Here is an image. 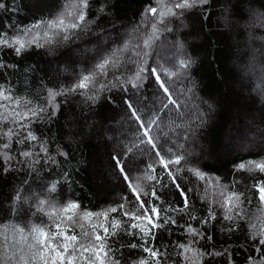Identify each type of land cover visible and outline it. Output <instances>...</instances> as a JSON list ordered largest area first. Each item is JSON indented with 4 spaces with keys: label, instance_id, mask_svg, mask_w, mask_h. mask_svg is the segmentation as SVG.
<instances>
[{
    "label": "trees",
    "instance_id": "1",
    "mask_svg": "<svg viewBox=\"0 0 264 264\" xmlns=\"http://www.w3.org/2000/svg\"><path fill=\"white\" fill-rule=\"evenodd\" d=\"M102 2L92 0L88 19L95 23L90 25L87 33H80L67 42L61 40L44 48H30L21 56L6 48L0 51V60L15 65V68L0 69V84L10 87L15 97L27 98L34 105L44 106L48 89L70 87L82 70L95 63L92 50L97 47V36L100 37L99 43H107L108 48L123 43L127 34L141 24V13L151 0H109L106 14L98 16L97 10ZM63 3L64 0H39L37 9L34 7L37 0H0V4L5 5L0 8V31L15 34L40 19L54 16ZM254 12L258 17L264 13V0H210L207 7L186 11L182 18L172 19L169 27L173 31L161 35L150 63L167 62L168 67L177 70L181 56L195 61L179 79L168 81V87L181 107L161 113L162 132L155 134L162 137L160 142L165 149L184 144L190 153L187 166L198 167L212 177H219L223 184L238 181L237 190L245 192L252 200L251 205H246L249 221L259 225L264 223V211L260 210L258 193L252 185L264 181V173L236 170L240 163L264 157V26L248 24ZM150 26L143 25L145 29ZM105 37L114 43H109ZM180 44L182 49L175 47ZM249 61L253 62L251 69ZM258 91L262 97L256 95ZM162 95L150 77L141 93L140 105L148 116L159 111ZM123 96L119 89H113L111 93L105 91L94 104L78 94L61 96L57 98L60 109L56 116L45 114V118L32 123V130L48 143L50 154L57 162H47L44 154H40L41 162L35 165L36 171L33 172L27 164L20 162L22 157L13 160L11 165L0 160V224L23 226L40 223L41 219L47 223V217L33 214L36 212V196L51 199L59 205L75 200L83 210L91 212L118 205L124 196L134 202L112 157L119 155L132 176L140 174L156 158L146 149H136L125 156L127 146L135 142L137 126L129 123L127 110L122 104ZM197 112L204 114L203 124L199 127ZM173 124L183 127L170 132L169 127ZM11 126L6 124L4 127ZM164 132L169 135L164 137ZM22 148L14 144L12 154ZM58 151L68 153L67 158L57 155ZM5 167L10 170L4 172ZM161 170L158 167L157 173ZM65 172L70 174L69 179H64ZM53 182H57L56 191L49 195L47 188ZM164 182H168L167 177ZM179 183L185 190L196 188L198 183L200 192L204 187L203 182H197L188 172L181 175ZM147 190L151 191L150 188ZM17 192L22 199L14 203ZM159 194L165 204H183L174 187L163 188ZM191 199L194 214L205 216L208 204L202 203L196 193L191 194ZM131 206L135 207V204ZM187 220L186 215L182 216L178 220L180 227L157 234L155 247L168 253L167 264H182L174 244L186 241L187 237L182 233ZM192 224L201 227L198 221H192ZM220 226L219 220L215 229L212 225L207 226L209 232L215 231L211 243L215 244L216 250L230 248L234 264H246L249 255H257L248 249L252 242L247 239L246 222H241L240 230L231 234H222ZM109 242L114 249H119L116 255L123 256L122 264L147 257L141 249L127 247L130 243L142 242L139 237L121 233ZM204 243L207 242H201ZM209 264H227V257H215L209 260Z\"/></svg>",
    "mask_w": 264,
    "mask_h": 264
},
{
    "label": "snow or ice",
    "instance_id": "2",
    "mask_svg": "<svg viewBox=\"0 0 264 264\" xmlns=\"http://www.w3.org/2000/svg\"><path fill=\"white\" fill-rule=\"evenodd\" d=\"M91 3L92 0H64L61 9L50 18L40 19L15 34L0 31V51L6 48L21 56L30 48H44L61 40L67 42L80 33L89 32L90 25L95 23L88 19ZM209 4L210 0H151L141 13V24L127 34L128 38L123 43L108 48L107 43H99L100 37L97 36V47L92 50L95 63L91 68L82 70L70 87L48 89L44 106L39 103L34 105L27 98L15 97L10 87L0 84V160L7 165L22 157L20 162L27 164L34 172L35 165L41 162L40 154H44L47 162L56 164V157L50 154L48 143L32 130V123L45 118V114L48 117L56 116L60 109L58 97L78 94L86 102L94 104L100 99L101 93H111L113 89L124 93L122 104L127 110L129 123L137 126L135 142L127 146L125 156L136 149H146L156 158L140 174L132 176L119 155L112 157L134 202L124 196L118 205L109 206L100 212H91L83 210L75 200L59 205L51 199L36 196V212L33 214H42L48 222L41 219L40 223L23 226L0 224V264H122L123 256L116 255L119 249H114L109 242L121 233L139 237L142 242L130 243L127 247L139 248L147 253V257L133 260L131 264H167L165 258L168 253L155 247L154 242L160 231L171 232L172 227H180L178 220L185 215L188 220L182 234L187 239L174 244L182 264H209V260L225 256L227 264H234L230 248L216 250L215 244L211 243L215 231L209 232L207 226L212 225L215 229L218 220L222 234L236 232L240 230L241 222H246L249 232L247 239L252 242L248 249L257 254L249 255L246 264H264V223L258 225L249 221L246 205H251L252 200L245 192L237 190L239 182L223 184L219 177H212L198 167L187 166L190 153L184 144H174L165 149L160 142L162 137L155 134L162 132L161 113L181 107L168 87V81L179 79L181 73L191 68L195 61L188 56H181L177 61V70H173L167 66V62L150 63L151 54L161 35L173 31L169 27L173 18H182L186 11L204 8ZM109 6V0H103L97 10L98 16L106 14ZM3 7L5 5L0 4V8ZM34 7L39 9V0ZM258 22L264 26V13L259 14ZM148 24L150 28L145 29L143 25ZM105 39L114 43L108 37ZM175 47L182 49L183 45ZM9 67L15 68V65L0 60V69ZM150 77L155 80L163 95L159 111H153L148 116L140 105L141 93ZM109 100L112 102L110 97ZM21 108L24 110L20 111ZM203 115L197 112V127L202 126ZM6 124L12 126L5 129ZM179 127L183 125H170L169 131ZM168 135V132L163 133L164 137ZM14 144L23 146L15 155L12 154ZM57 155L67 158L68 153L58 151ZM158 167L162 169L159 173ZM9 170L8 167L3 168L4 172ZM236 170L264 173V157L240 163L236 165ZM184 172L190 173L197 182H203L202 192L199 191V183L196 188L185 190L182 187L179 179ZM165 177L167 183L164 182ZM69 178L70 174L65 172L64 179ZM170 186L179 192L182 205L165 204L163 201L160 190ZM56 187L57 182H53L47 188V193H54ZM149 188L151 191L147 190ZM252 188L258 193L260 210L264 211V181L254 183ZM193 193L198 195L202 203L208 204L207 214L203 217L194 214L191 199ZM21 199L17 192L14 203ZM132 203L135 207L131 206ZM192 221H198L201 227H194ZM203 241L207 243L202 245ZM209 245L211 250H208Z\"/></svg>",
    "mask_w": 264,
    "mask_h": 264
},
{
    "label": "rangeland",
    "instance_id": "3",
    "mask_svg": "<svg viewBox=\"0 0 264 264\" xmlns=\"http://www.w3.org/2000/svg\"><path fill=\"white\" fill-rule=\"evenodd\" d=\"M252 17L253 18H250L249 19V21H248V24H250L252 27H254V25H256V24H258L259 22H258V15H257V13L256 12H254L253 14H252ZM258 40H260L259 38H257ZM254 51V49L252 50V52ZM253 54H254V52H253ZM250 62V61H249ZM251 65H253V62H250V64H249V69H251ZM264 82V81H263ZM263 85H264V83H262ZM256 95H258V97H262V94H260V92L258 91L257 93H256ZM264 137V136H263ZM195 153V155H199L198 153H196V152H194Z\"/></svg>",
    "mask_w": 264,
    "mask_h": 264
}]
</instances>
